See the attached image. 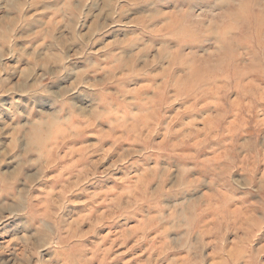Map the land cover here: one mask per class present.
<instances>
[{"label": "rangeland", "instance_id": "374dc122", "mask_svg": "<svg viewBox=\"0 0 264 264\" xmlns=\"http://www.w3.org/2000/svg\"><path fill=\"white\" fill-rule=\"evenodd\" d=\"M0 264H264V0H0Z\"/></svg>", "mask_w": 264, "mask_h": 264}]
</instances>
